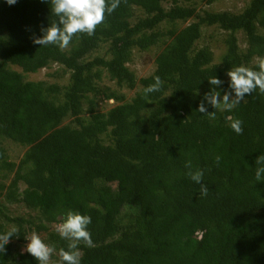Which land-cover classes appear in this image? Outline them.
<instances>
[{"label": "trees", "instance_id": "obj_1", "mask_svg": "<svg viewBox=\"0 0 264 264\" xmlns=\"http://www.w3.org/2000/svg\"><path fill=\"white\" fill-rule=\"evenodd\" d=\"M214 1L121 0L95 35L80 34L60 50L32 42L56 20L48 0H0V191L33 212L4 218L19 237L0 264H38L22 251L32 232L44 235L58 260L68 242L55 226L69 211L92 221L94 246L80 244L81 264H264V181L255 180L264 94L257 89L230 112L216 110L215 119L196 111L213 76L227 90L232 67L258 70L264 0H249L239 13L196 7ZM136 10L142 15L133 21ZM212 27L223 33L218 62L197 46ZM101 46L104 54L89 59ZM158 46L154 70L138 80L127 66L133 50ZM53 64L68 72L67 84L23 78ZM104 74L119 91H138L126 99L101 83ZM156 76L161 90L145 95ZM111 99L116 105L101 111L100 100ZM228 117L242 121L243 134ZM7 140L24 149L18 164L6 160ZM188 161L203 170L206 196L187 175ZM1 220L3 233L10 228Z\"/></svg>", "mask_w": 264, "mask_h": 264}, {"label": "clouds", "instance_id": "obj_2", "mask_svg": "<svg viewBox=\"0 0 264 264\" xmlns=\"http://www.w3.org/2000/svg\"><path fill=\"white\" fill-rule=\"evenodd\" d=\"M8 5H14L17 0H5ZM50 11L56 20L47 27H41L39 36H33L32 42L42 46L54 45L60 50L69 47L74 37L84 34L89 37L95 35L98 26L104 23L106 15H111L120 5L121 0H48ZM258 70L246 66L232 67L227 71V90L222 89L223 81L216 76L208 80L212 86L205 92L196 111L206 114L209 119L216 118V110H233L246 96L259 90L264 94V57L256 58ZM163 81L159 76L154 77V83L144 89L145 95L159 92ZM220 89V90H218ZM214 111H208V106ZM231 129L238 135L243 134L242 121L228 117ZM220 157H216L217 162ZM257 167L255 169V180L264 181V154L256 157ZM189 169V178L200 185L201 195L208 194V187L202 183L203 170H192L191 162L185 163ZM62 218V219H61ZM60 223L55 226V231L66 240L67 249L61 248L58 253V260L53 261L52 256L56 249L46 244L40 236L33 232L25 236L27 241L22 251L29 253L38 264H81V252L79 249L82 243L86 247H93V240L88 225L91 224V217L69 211L58 217ZM18 229L11 227L6 232L0 233V253H5V246L10 243L12 237H19Z\"/></svg>", "mask_w": 264, "mask_h": 264}, {"label": "rangeland", "instance_id": "obj_3", "mask_svg": "<svg viewBox=\"0 0 264 264\" xmlns=\"http://www.w3.org/2000/svg\"><path fill=\"white\" fill-rule=\"evenodd\" d=\"M249 0H216L213 3L206 5V4H196L197 9L199 12H203L204 10H210V11H229L232 13H239L241 12L248 4ZM164 8L168 9L170 7V4L168 2H165L162 4ZM142 14L140 11L136 10L135 18H132V20H136L137 17H140ZM184 24H180V27H182ZM162 28H169V25L162 24ZM223 33H220V30L216 27L209 28L205 30L203 33L202 38L200 39V42L197 44V46H207L209 47L214 55V61H219V55L221 51L218 49L219 40L222 38ZM241 37V36H240ZM241 45L244 43L242 41V37L239 38ZM244 45V44H243ZM242 45V46H243ZM162 46L154 47L149 49L148 51H138L133 50L131 62L128 63V68L134 72L136 78L139 80L140 78L147 77L155 68V57L158 51L161 49ZM244 47V46H243ZM106 50L105 46H101L100 50H97L96 52H93L88 58L91 59L94 56L102 55L104 54V51ZM13 70L21 73V69L16 66H10ZM23 78L27 81H45L48 83H58L60 85H65L68 83V72H65L61 70V68L57 64L51 65L49 68H44L36 73H22ZM102 84H105L113 90H117L118 92H122V94L126 97V99H129L133 96V94L138 91V86L135 90H126L122 89L119 91L117 89V85L114 82H111L108 77L104 74L103 80L101 82ZM104 85V86H105ZM100 110L101 111H107L113 106L116 105V102L114 100H107L103 101L100 100ZM4 148L6 152V160L9 163L18 164L19 160H21L22 155L24 153V149L20 146L14 144L11 141H4ZM10 176V174L8 175ZM8 180L4 181V184H7ZM112 187H114L113 184H111ZM6 186V185H5ZM0 216L2 217V222L5 223L6 216L11 218L15 216H20L23 219H28V217L33 214L32 211L28 210L27 208H24L22 206H17L13 203H7L4 200V191H0ZM6 224V225H5ZM4 225L8 228L13 227V223H5ZM8 224V225H7ZM33 233V232H32ZM32 233H28L26 236H30ZM40 238H45L43 234L39 235ZM27 241L25 242V244ZM25 245H23L24 247ZM22 247V249H23Z\"/></svg>", "mask_w": 264, "mask_h": 264}]
</instances>
